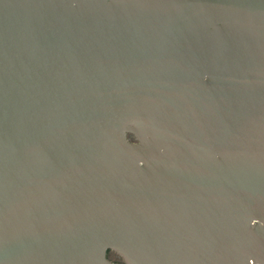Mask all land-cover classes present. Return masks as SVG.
I'll return each instance as SVG.
<instances>
[{
	"label": "water",
	"instance_id": "obj_1",
	"mask_svg": "<svg viewBox=\"0 0 264 264\" xmlns=\"http://www.w3.org/2000/svg\"><path fill=\"white\" fill-rule=\"evenodd\" d=\"M0 264H264V0H0Z\"/></svg>",
	"mask_w": 264,
	"mask_h": 264
},
{
	"label": "flooded vegetation",
	"instance_id": "obj_2",
	"mask_svg": "<svg viewBox=\"0 0 264 264\" xmlns=\"http://www.w3.org/2000/svg\"><path fill=\"white\" fill-rule=\"evenodd\" d=\"M107 258L112 262H121V258L115 254L114 252L108 251L107 252Z\"/></svg>",
	"mask_w": 264,
	"mask_h": 264
},
{
	"label": "clouds",
	"instance_id": "obj_3",
	"mask_svg": "<svg viewBox=\"0 0 264 264\" xmlns=\"http://www.w3.org/2000/svg\"><path fill=\"white\" fill-rule=\"evenodd\" d=\"M126 140H127V137H126ZM133 143H135V142H133ZM139 166V165H138Z\"/></svg>",
	"mask_w": 264,
	"mask_h": 264
}]
</instances>
